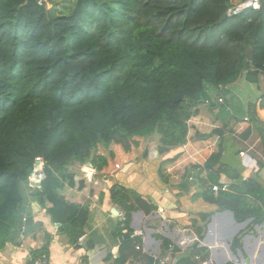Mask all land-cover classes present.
<instances>
[{
	"label": "trees",
	"instance_id": "16d2710c",
	"mask_svg": "<svg viewBox=\"0 0 264 264\" xmlns=\"http://www.w3.org/2000/svg\"><path fill=\"white\" fill-rule=\"evenodd\" d=\"M233 7L231 0H76L67 12L57 13L39 0H0V251L21 219L26 189L46 209L57 233L75 243L90 210L63 192L76 186L80 166L108 164L99 148L120 145L128 152L138 138L159 136L158 153L168 154L186 144L189 120L200 106H214L213 97L226 95L242 79L259 83L264 0L259 9L235 14ZM258 107L264 108V94L249 100L241 121L256 126L264 146ZM224 135L222 128L195 135L197 140L220 137L218 151L202 167H192L210 183L202 196L234 212L251 209L263 221L264 187L256 178L236 183L240 173L223 162ZM36 157L46 161L45 177L41 188L31 189ZM222 175L229 183L220 182ZM214 185L227 190L215 195ZM110 194L125 211L113 232L118 246L113 264H126L141 253L140 237L132 236L133 213L150 214L157 206L121 184ZM51 240L46 233L28 264L49 256ZM111 259L109 252L105 260Z\"/></svg>",
	"mask_w": 264,
	"mask_h": 264
},
{
	"label": "crops",
	"instance_id": "0c3cea01",
	"mask_svg": "<svg viewBox=\"0 0 264 264\" xmlns=\"http://www.w3.org/2000/svg\"><path fill=\"white\" fill-rule=\"evenodd\" d=\"M248 1L231 0L235 7ZM263 83L264 74L261 73L259 83L251 84L242 97L240 90L230 91L219 98L213 97L214 106H200L199 114L189 120L188 146L178 147L165 156L159 155L155 138L156 148L153 145L150 149L153 143L150 142L144 149L147 154L144 156L141 152L137 162L126 155L131 161L119 171L112 165L116 157L111 150L115 151L120 145L99 148L98 153L107 157L108 164L101 169L91 164L94 173L90 182L86 179L85 165L80 166L76 186L67 187L63 192L68 200L86 205L90 210L85 231L75 243L57 233V226L46 209L26 189L24 211L11 242L0 251V264H28L31 250L42 246L46 233L52 235L49 256L45 255L49 264H113L118 257L113 232L123 220L116 213L121 208L111 200L110 189L114 184L135 189L157 206L150 214L142 210L133 213L131 228L139 233L141 248L137 250L141 253L126 264H150L159 259H164L166 264H264V220L258 221L251 209L234 212L206 201L202 193L210 183L205 182V174L200 179L197 170L192 168L193 165L202 167L210 155L218 151L220 141L219 136L197 140L196 133L222 128L225 130L223 162L240 173L236 183L242 185L247 179L256 178L264 187L262 135L254 124L241 121L249 100H257L264 94ZM222 97L223 102H220ZM257 110L264 119V108ZM248 128L251 134L244 138L242 134ZM185 150L189 158L184 156ZM220 182L227 183L228 178L222 175ZM80 183L83 184L81 188ZM223 190L221 187L218 191L213 189L215 195ZM248 200L250 206L257 205L253 197ZM202 214H208L209 219H202ZM193 220H197V224ZM201 228L204 230L202 236ZM186 235H195L197 240L185 250L178 246L170 248ZM166 241H169L167 246ZM109 252L113 259L106 261Z\"/></svg>",
	"mask_w": 264,
	"mask_h": 264
},
{
	"label": "rangeland",
	"instance_id": "374dc122",
	"mask_svg": "<svg viewBox=\"0 0 264 264\" xmlns=\"http://www.w3.org/2000/svg\"><path fill=\"white\" fill-rule=\"evenodd\" d=\"M39 1L46 4L49 9L52 8L57 13H64V12H67L70 8H72L74 6L76 0H39ZM236 8L237 7H233V10ZM242 80H243L242 82H239L238 84H235V85L229 87L227 90L234 91V92H235V90H240L241 91L240 96L242 97L244 95V93L251 87V84H249L246 80H244V79H242ZM262 86L264 87V83L262 84ZM158 138H159V136H157V139ZM155 140L153 138H150V137L149 138L147 137L144 139L138 138V140H137L138 144L137 145L134 144L132 146V149L128 152H126L122 146L121 147L118 146V148L115 150V154H114L116 157V159H115L116 162H114L112 165H114L116 170L120 171L122 168H124L131 161L128 158H126L127 157L126 155H128V156L131 155L130 157L134 158V159L132 158V161H136V159L140 156L139 154L141 152L144 153L146 151L144 149H146L149 146V143L153 142V141L156 142ZM154 142L150 144V146H149L150 149L153 147L154 144H156ZM184 145L188 146L187 143ZM154 147H155V145H154ZM176 154H177V151H174V155H176ZM184 156H186V157L188 156L187 158H189V155L186 154V150H185ZM117 164H119L120 166L116 167ZM76 168H77V166L74 165L71 169H76ZM84 169H86V171L88 173H91V174L94 173V170L92 171L91 170L92 167H89V165L85 166ZM92 177H93V175L92 176L88 175L86 178V179H88L87 181L88 182L92 181ZM88 184H91V183H88ZM163 248L165 249L166 247H163Z\"/></svg>",
	"mask_w": 264,
	"mask_h": 264
},
{
	"label": "built area",
	"instance_id": "2783aa9c",
	"mask_svg": "<svg viewBox=\"0 0 264 264\" xmlns=\"http://www.w3.org/2000/svg\"><path fill=\"white\" fill-rule=\"evenodd\" d=\"M260 2H261V0H249L247 3L243 4L242 6L237 7L236 9L232 10V12L236 14L246 7H252L254 9H259L260 8ZM40 3H42V2H40ZM220 101H222V99H220ZM45 165H46V161L43 157H36L33 171L28 178V185L31 189L41 188V182L45 177V175H44ZM88 165H89V167H92L91 164H88ZM119 166H120L119 164L116 165V167H119ZM86 173L89 176L93 175V174L88 173V172H86ZM213 189L215 191H218L220 189V187L218 185H214ZM223 189H226V186ZM118 215H120L121 219H124L125 211H123L122 209H119ZM137 235H139L138 232H134L132 234V236H137ZM81 239H82V237L80 238V240ZM196 240H197V236L186 235L185 237H182L181 239H179L174 244H171L170 248L178 246V247L185 250L188 247H190ZM136 248L140 249L141 246L139 244H137ZM32 264H49V258L44 255L43 257L35 260ZM153 264H166V263H165L164 259H159L157 262H154Z\"/></svg>",
	"mask_w": 264,
	"mask_h": 264
},
{
	"label": "water",
	"instance_id": "95a60500",
	"mask_svg": "<svg viewBox=\"0 0 264 264\" xmlns=\"http://www.w3.org/2000/svg\"><path fill=\"white\" fill-rule=\"evenodd\" d=\"M117 215H118V211H116ZM125 237H128V235H126ZM123 240V238L121 239V241ZM150 264H153V261L150 262Z\"/></svg>",
	"mask_w": 264,
	"mask_h": 264
},
{
	"label": "clouds",
	"instance_id": "9594fccd",
	"mask_svg": "<svg viewBox=\"0 0 264 264\" xmlns=\"http://www.w3.org/2000/svg\"><path fill=\"white\" fill-rule=\"evenodd\" d=\"M247 8V7H246ZM245 9V8H244ZM254 9V8H253Z\"/></svg>",
	"mask_w": 264,
	"mask_h": 264
}]
</instances>
